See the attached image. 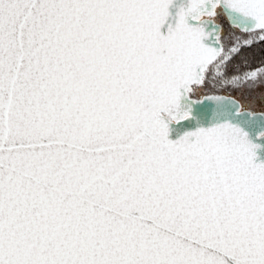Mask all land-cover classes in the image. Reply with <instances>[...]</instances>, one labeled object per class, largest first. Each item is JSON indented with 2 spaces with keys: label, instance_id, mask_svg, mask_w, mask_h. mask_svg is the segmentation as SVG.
Returning a JSON list of instances; mask_svg holds the SVG:
<instances>
[{
  "label": "snow or ice",
  "instance_id": "snow-or-ice-1",
  "mask_svg": "<svg viewBox=\"0 0 264 264\" xmlns=\"http://www.w3.org/2000/svg\"><path fill=\"white\" fill-rule=\"evenodd\" d=\"M261 153L264 0H0V264H264Z\"/></svg>",
  "mask_w": 264,
  "mask_h": 264
},
{
  "label": "trees",
  "instance_id": "trees-1",
  "mask_svg": "<svg viewBox=\"0 0 264 264\" xmlns=\"http://www.w3.org/2000/svg\"><path fill=\"white\" fill-rule=\"evenodd\" d=\"M253 55L258 59L259 58V49H256Z\"/></svg>",
  "mask_w": 264,
  "mask_h": 264
},
{
  "label": "water",
  "instance_id": "water-1",
  "mask_svg": "<svg viewBox=\"0 0 264 264\" xmlns=\"http://www.w3.org/2000/svg\"><path fill=\"white\" fill-rule=\"evenodd\" d=\"M260 156H261V161H264V153H261Z\"/></svg>",
  "mask_w": 264,
  "mask_h": 264
},
{
  "label": "rangeland",
  "instance_id": "rangeland-1",
  "mask_svg": "<svg viewBox=\"0 0 264 264\" xmlns=\"http://www.w3.org/2000/svg\"><path fill=\"white\" fill-rule=\"evenodd\" d=\"M256 99L258 100L259 99V96L257 95Z\"/></svg>",
  "mask_w": 264,
  "mask_h": 264
}]
</instances>
